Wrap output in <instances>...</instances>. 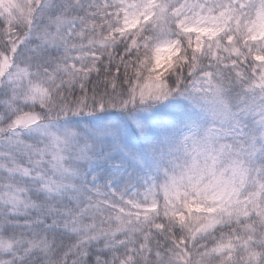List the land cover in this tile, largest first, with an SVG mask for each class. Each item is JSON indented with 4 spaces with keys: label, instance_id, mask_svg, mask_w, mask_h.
Wrapping results in <instances>:
<instances>
[{
    "label": "snow or ice",
    "instance_id": "1",
    "mask_svg": "<svg viewBox=\"0 0 264 264\" xmlns=\"http://www.w3.org/2000/svg\"><path fill=\"white\" fill-rule=\"evenodd\" d=\"M0 264H264V0H0Z\"/></svg>",
    "mask_w": 264,
    "mask_h": 264
}]
</instances>
